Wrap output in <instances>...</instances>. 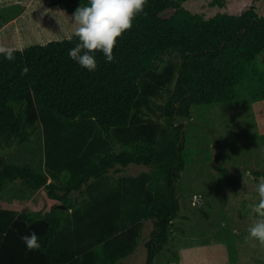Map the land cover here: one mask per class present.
Instances as JSON below:
<instances>
[{
  "label": "trees",
  "instance_id": "trees-1",
  "mask_svg": "<svg viewBox=\"0 0 264 264\" xmlns=\"http://www.w3.org/2000/svg\"><path fill=\"white\" fill-rule=\"evenodd\" d=\"M186 1L148 0L118 38L114 60L96 53L95 72L69 57L74 34L17 49L11 62L0 55V264H120L147 221L154 229L145 264H154L181 209L187 124L177 118L249 91L264 131V15L250 7L207 18ZM40 129L44 173L5 159L2 150ZM130 164L149 169L115 177ZM15 185L26 190L21 198L9 193ZM27 197L33 202L22 203ZM33 231L42 247L28 252L21 236Z\"/></svg>",
  "mask_w": 264,
  "mask_h": 264
},
{
  "label": "rangeland",
  "instance_id": "rangeland-1",
  "mask_svg": "<svg viewBox=\"0 0 264 264\" xmlns=\"http://www.w3.org/2000/svg\"><path fill=\"white\" fill-rule=\"evenodd\" d=\"M210 1L187 0L183 5L207 18L219 12L241 14L250 7L264 15L263 0H226L224 7H211ZM65 3L66 12L74 13L75 5ZM76 5L80 7L79 3ZM51 21L57 27L55 32L44 34V39L33 37L32 41L46 44L74 34L76 26L72 20ZM171 59L180 61L176 54ZM259 60L264 63V54ZM177 120L187 124V166L179 183L181 209L170 240L154 264H264V245L250 238L248 231L261 219L254 207L259 201L257 185L264 182L263 175L253 173L264 171V131L252 93L242 92L233 103L193 106L191 117ZM2 153L10 163L28 164L37 172H45L41 129L31 142ZM146 169L149 168L145 164H130L115 177ZM25 192L19 185L9 190L11 197L21 198ZM43 195L41 190L33 199H42ZM33 199L27 197L22 203ZM153 229V221H147L137 250L120 264L146 263V243Z\"/></svg>",
  "mask_w": 264,
  "mask_h": 264
},
{
  "label": "clouds",
  "instance_id": "clouds-1",
  "mask_svg": "<svg viewBox=\"0 0 264 264\" xmlns=\"http://www.w3.org/2000/svg\"><path fill=\"white\" fill-rule=\"evenodd\" d=\"M148 0H89V6L78 7L72 17L76 26L74 35L77 43L69 50V57L89 72L97 70L96 53L102 52L106 61L114 60L113 50L118 38L133 27V20L144 12ZM69 36V40H71ZM17 49L0 46V55L8 61L15 60ZM29 69H22L26 75ZM259 201L254 207L259 219L249 228L250 238L264 245V182L257 185ZM28 252L39 251L42 247L35 231L21 236Z\"/></svg>",
  "mask_w": 264,
  "mask_h": 264
},
{
  "label": "crops",
  "instance_id": "crops-1",
  "mask_svg": "<svg viewBox=\"0 0 264 264\" xmlns=\"http://www.w3.org/2000/svg\"><path fill=\"white\" fill-rule=\"evenodd\" d=\"M65 4L62 0H0V44L13 43L18 50L40 44L32 38L50 36L57 28L51 20H72L74 13L66 12Z\"/></svg>",
  "mask_w": 264,
  "mask_h": 264
},
{
  "label": "water",
  "instance_id": "water-1",
  "mask_svg": "<svg viewBox=\"0 0 264 264\" xmlns=\"http://www.w3.org/2000/svg\"><path fill=\"white\" fill-rule=\"evenodd\" d=\"M63 208H65V206H63Z\"/></svg>",
  "mask_w": 264,
  "mask_h": 264
}]
</instances>
